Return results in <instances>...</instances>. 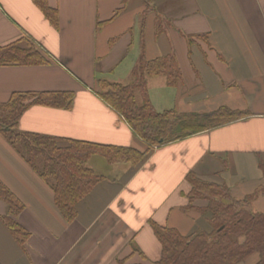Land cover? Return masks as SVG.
I'll return each instance as SVG.
<instances>
[{
	"label": "crops",
	"instance_id": "1",
	"mask_svg": "<svg viewBox=\"0 0 264 264\" xmlns=\"http://www.w3.org/2000/svg\"><path fill=\"white\" fill-rule=\"evenodd\" d=\"M49 2L58 8L59 28L34 0H0V47L29 38L51 60L0 66V105L15 92L75 96L71 108L31 106L20 118L21 131L145 150L97 94L98 79L127 84L142 57L168 55L176 58L182 79L171 87L164 75L147 77L157 111L210 112L226 105L251 116L156 147L138 166L92 156L88 166L104 180L78 204L72 222L56 206L49 184L0 133V187L24 204L17 221L30 232L22 246L0 220V264H118L129 256H153L155 262L162 246L151 221L184 234L209 227L198 212L182 210L191 171L226 181L238 197L264 186V0ZM253 207L264 210V194ZM8 211L0 199V216Z\"/></svg>",
	"mask_w": 264,
	"mask_h": 264
},
{
	"label": "trees",
	"instance_id": "2",
	"mask_svg": "<svg viewBox=\"0 0 264 264\" xmlns=\"http://www.w3.org/2000/svg\"><path fill=\"white\" fill-rule=\"evenodd\" d=\"M144 1L149 5L150 0ZM34 2L51 24L59 28L58 8L51 6L49 0ZM50 61L48 54L29 38L0 47V66L42 65ZM158 75L166 76L171 87L178 84L182 74L174 56L153 60L142 57L133 69L131 82L100 78L96 90L146 143L145 150L62 139L19 129L20 118L31 106L71 108L75 96L70 91L15 92L0 105V133L49 184L55 204L68 222L76 219L78 204L104 180V176L88 166L92 156L101 155L113 164L138 166L156 147L251 116L249 110L226 105L210 112H180L175 108L157 111L149 97L147 77ZM260 164L263 168L264 160ZM186 180L190 189L185 193L188 203L182 210L198 212L209 227L184 234L176 227L151 221L162 246L161 257L153 264H250L247 260L253 255L258 259L252 264H264V210L253 207L254 201L264 194V186L238 197L226 181L206 180L193 171ZM0 199L9 207L8 214L0 216V220L23 246L30 232L18 223L17 217L25 206L4 184L0 187ZM199 201L206 203L198 205ZM135 252L145 258L137 247H133V254ZM129 259L130 256L119 259L118 263L138 264L129 263Z\"/></svg>",
	"mask_w": 264,
	"mask_h": 264
},
{
	"label": "rangeland",
	"instance_id": "3",
	"mask_svg": "<svg viewBox=\"0 0 264 264\" xmlns=\"http://www.w3.org/2000/svg\"><path fill=\"white\" fill-rule=\"evenodd\" d=\"M103 159V161H106L105 160V158H102ZM94 165L97 167V168H100L99 167V163L97 164V163H94ZM111 178H112V176H111ZM255 210H258V209H255ZM135 245V244H134ZM133 249V248H132ZM137 252H135L134 254H136ZM160 256V255H159ZM138 258H136L135 260H130L129 259V263H138V264H153L154 262V260H156V259H154L153 260V256L152 257H150L149 259H142V258H140V256H137ZM157 258H159V257H157ZM257 259H258V257L256 256V255H253L252 257H250L248 260H247V262L248 263H250V264H252L253 262H256L257 261ZM119 264V263H118ZM243 264H246L245 262L243 263Z\"/></svg>",
	"mask_w": 264,
	"mask_h": 264
}]
</instances>
